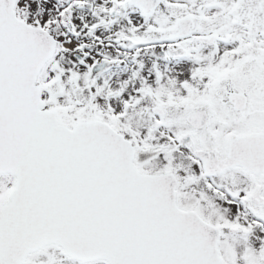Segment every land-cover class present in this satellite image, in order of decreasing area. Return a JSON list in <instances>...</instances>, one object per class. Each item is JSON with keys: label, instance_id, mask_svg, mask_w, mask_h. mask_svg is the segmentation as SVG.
I'll return each instance as SVG.
<instances>
[{"label": "snow or ice", "instance_id": "obj_1", "mask_svg": "<svg viewBox=\"0 0 264 264\" xmlns=\"http://www.w3.org/2000/svg\"><path fill=\"white\" fill-rule=\"evenodd\" d=\"M0 264H264V0H0Z\"/></svg>", "mask_w": 264, "mask_h": 264}, {"label": "flooded vegetation", "instance_id": "obj_2", "mask_svg": "<svg viewBox=\"0 0 264 264\" xmlns=\"http://www.w3.org/2000/svg\"><path fill=\"white\" fill-rule=\"evenodd\" d=\"M132 55H134V53H129L127 59H125L124 63L122 64L111 66L106 65L105 67L108 69V73L112 75L114 79H120L126 71H132L135 67L131 59ZM145 59L147 60L149 58L146 57Z\"/></svg>", "mask_w": 264, "mask_h": 264}]
</instances>
